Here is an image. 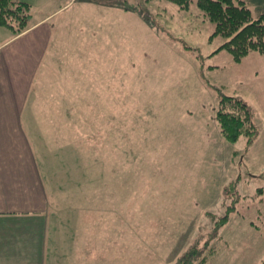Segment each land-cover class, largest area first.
<instances>
[{"label":"rangeland","instance_id":"rangeland-1","mask_svg":"<svg viewBox=\"0 0 264 264\" xmlns=\"http://www.w3.org/2000/svg\"><path fill=\"white\" fill-rule=\"evenodd\" d=\"M23 1L35 16L70 0ZM244 1L254 18L264 12V0ZM57 14L56 37L74 42V72L90 74V111L76 112L59 143L38 145L57 154L44 170L53 258L72 257L53 264H82L88 245L101 252L97 264H177L196 241L207 260L188 264H260L264 53L237 61L216 51L229 37L215 33L197 0H71ZM220 93L251 105L259 128L252 144L222 136Z\"/></svg>","mask_w":264,"mask_h":264},{"label":"crops","instance_id":"crops-1","mask_svg":"<svg viewBox=\"0 0 264 264\" xmlns=\"http://www.w3.org/2000/svg\"><path fill=\"white\" fill-rule=\"evenodd\" d=\"M70 1L35 16L31 6L30 25L21 33L0 25V264L72 261L62 252L53 258L57 251L50 240L53 220L44 170L57 154L38 147L59 143L76 112L90 111L85 94L90 74L74 72V42H60L52 23ZM76 82L82 87L76 88ZM52 127L58 134L50 140L44 133L49 135ZM81 255L80 263L97 264L101 252L88 245Z\"/></svg>","mask_w":264,"mask_h":264},{"label":"trees","instance_id":"trees-1","mask_svg":"<svg viewBox=\"0 0 264 264\" xmlns=\"http://www.w3.org/2000/svg\"><path fill=\"white\" fill-rule=\"evenodd\" d=\"M175 1L188 7L189 0ZM197 3L215 22V33L229 37L216 51L227 49L237 61L254 50L264 53V12L254 18L244 0H197ZM30 18L31 4L27 1L0 0V25L9 27L17 34L29 27ZM215 118L222 136L228 142L234 143L241 136H246L247 143L252 144L258 137L259 128L252 107L240 96L220 93ZM236 192L235 182L224 187V195L228 199ZM231 208L233 205H227L225 214L216 221L217 226L226 224ZM193 257H201V262L207 260L198 241L188 248L177 264H188ZM260 264H264V258Z\"/></svg>","mask_w":264,"mask_h":264}]
</instances>
